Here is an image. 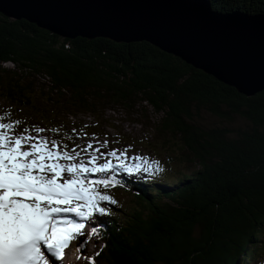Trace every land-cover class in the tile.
<instances>
[{
    "label": "trees",
    "instance_id": "obj_1",
    "mask_svg": "<svg viewBox=\"0 0 264 264\" xmlns=\"http://www.w3.org/2000/svg\"><path fill=\"white\" fill-rule=\"evenodd\" d=\"M208 2L264 13V0ZM0 99L20 127L57 128L44 134L65 143L77 133L58 112L116 111L161 138L149 152L167 166L171 153L194 166L172 179L110 172L134 205L98 219L96 264H240L264 252V90L244 96L145 41L61 38L0 14ZM203 113L226 125L202 126Z\"/></svg>",
    "mask_w": 264,
    "mask_h": 264
},
{
    "label": "snow or ice",
    "instance_id": "obj_2",
    "mask_svg": "<svg viewBox=\"0 0 264 264\" xmlns=\"http://www.w3.org/2000/svg\"><path fill=\"white\" fill-rule=\"evenodd\" d=\"M20 125L10 114H0V264L62 261L65 249L83 234V221L108 215L110 210L102 205L117 203L101 191L117 185L115 177H92L118 170L130 175L161 170L158 162L143 156L127 164L123 152L105 154L92 143L69 149L60 139L41 135L46 131L59 134L57 128L26 126L20 131ZM82 153L88 158H82ZM101 156L118 163H99ZM68 214L82 222L69 219ZM89 261L96 264L94 258Z\"/></svg>",
    "mask_w": 264,
    "mask_h": 264
},
{
    "label": "water",
    "instance_id": "obj_3",
    "mask_svg": "<svg viewBox=\"0 0 264 264\" xmlns=\"http://www.w3.org/2000/svg\"><path fill=\"white\" fill-rule=\"evenodd\" d=\"M0 14L61 38L145 41L244 96L264 90V13L208 0H0Z\"/></svg>",
    "mask_w": 264,
    "mask_h": 264
},
{
    "label": "rangeland",
    "instance_id": "obj_4",
    "mask_svg": "<svg viewBox=\"0 0 264 264\" xmlns=\"http://www.w3.org/2000/svg\"><path fill=\"white\" fill-rule=\"evenodd\" d=\"M2 65H4L5 67L11 66L10 63ZM38 80L44 81L45 79L38 78ZM39 84L41 87H45L43 84ZM6 104L7 103L0 99V114H10V110L8 106H6ZM96 109L98 110L100 108ZM58 113L64 123L63 127L65 129H75V133H77L76 135H74L75 137L71 139V142L67 143L69 149L77 145L80 146V149H83L87 144L92 143L94 148L100 147L101 152L105 154L110 151H116L118 155L122 152L125 153V163L127 164L133 163L134 157L143 156L150 161L158 162L161 170L154 172L157 173L159 176L167 179H172L177 174V172L186 173L194 169V166L189 165L188 163L177 164L179 162L178 159L186 160V158H184V156L182 155H177L175 153L171 154L178 162L174 161L172 162V164L167 166L163 162V157L157 158L155 155L150 153L152 151L150 150L151 148L148 145V143H150L154 145L157 144L158 146H160L162 142L161 138L157 137L155 139H150L149 136L145 134V130L139 123L129 120L123 114H119L116 111L103 108L101 110V113L95 116L89 113H77L75 114V116H69L62 111ZM198 122L204 127L214 125H226V123L220 122L214 116L207 113H203L201 119L198 120ZM22 129L23 127H20L19 130L22 131ZM41 135L47 136L44 133H41ZM105 142H107L106 146L101 147V145H104ZM82 158L87 159L88 156L82 153ZM106 160H111L114 164L118 163L115 158L106 156H101L98 162L104 163L106 162ZM123 172V170H118L116 175H120ZM105 175L106 174H102L101 176L104 177ZM92 178L94 179L95 177ZM101 191L111 195L117 201L116 204L104 203L102 205L112 210L113 212L119 213L120 209H129L134 205L133 199L122 190L112 189L110 187L106 190L101 188ZM68 216L69 218L76 217L74 214H68ZM100 217L101 216L97 214L91 220L83 221V223H85L86 225L83 229V234L78 236L76 240H73L70 245V250H68V255L64 256L62 261H56L55 264H88L89 261L87 257L89 255L95 256L100 246V238L97 234V231L95 233L92 232L93 228L96 229L97 227L101 226V223L98 222V219ZM76 222L82 221L77 220ZM81 244L83 245L82 248L80 247ZM76 248H78L79 250ZM253 261L243 260L240 264H264V252L260 253L259 256H255Z\"/></svg>",
    "mask_w": 264,
    "mask_h": 264
},
{
    "label": "clouds",
    "instance_id": "obj_5",
    "mask_svg": "<svg viewBox=\"0 0 264 264\" xmlns=\"http://www.w3.org/2000/svg\"><path fill=\"white\" fill-rule=\"evenodd\" d=\"M110 173V172H109ZM109 173H107L106 175H108L109 176ZM138 173H141V172H138ZM137 173H135V174H133V175H136ZM102 174H100L99 176H96L94 179H96V178H103V176H101ZM113 189V188H112ZM115 189V188H114ZM101 227V226H100ZM96 231H97V234H98V230H97V228H96ZM74 246V245H73ZM72 246V247H73ZM77 249V248H76ZM91 255H89L87 258H88V260H89V257H90Z\"/></svg>",
    "mask_w": 264,
    "mask_h": 264
},
{
    "label": "bare ground",
    "instance_id": "obj_6",
    "mask_svg": "<svg viewBox=\"0 0 264 264\" xmlns=\"http://www.w3.org/2000/svg\"><path fill=\"white\" fill-rule=\"evenodd\" d=\"M71 219V218H70ZM76 219H78V218H76ZM73 242V241H72ZM71 242V243H72ZM68 250H70V247L69 248H67V249H65V255L64 256H67L68 255Z\"/></svg>",
    "mask_w": 264,
    "mask_h": 264
}]
</instances>
